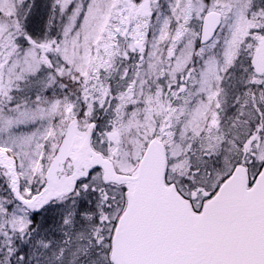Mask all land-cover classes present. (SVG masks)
<instances>
[{"label":"snow or ice","instance_id":"6c2138e0","mask_svg":"<svg viewBox=\"0 0 264 264\" xmlns=\"http://www.w3.org/2000/svg\"><path fill=\"white\" fill-rule=\"evenodd\" d=\"M0 264H264V0H0Z\"/></svg>","mask_w":264,"mask_h":264}]
</instances>
